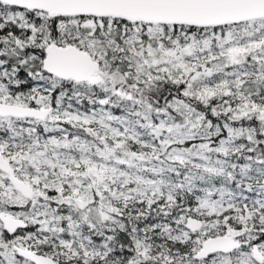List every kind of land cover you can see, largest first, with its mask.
Wrapping results in <instances>:
<instances>
[{"label": "snow or ice", "instance_id": "obj_1", "mask_svg": "<svg viewBox=\"0 0 264 264\" xmlns=\"http://www.w3.org/2000/svg\"><path fill=\"white\" fill-rule=\"evenodd\" d=\"M0 264H264V0H0Z\"/></svg>", "mask_w": 264, "mask_h": 264}]
</instances>
